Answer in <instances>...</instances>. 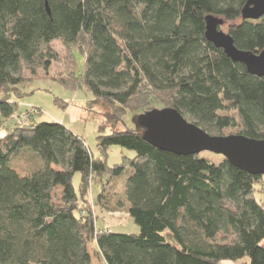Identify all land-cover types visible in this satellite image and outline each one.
Masks as SVG:
<instances>
[{
  "label": "trees",
  "instance_id": "16d2710c",
  "mask_svg": "<svg viewBox=\"0 0 264 264\" xmlns=\"http://www.w3.org/2000/svg\"><path fill=\"white\" fill-rule=\"evenodd\" d=\"M246 2L0 0V123L29 93L23 68L48 63L59 40L72 48L75 66L57 81L105 102L111 124H123L127 110L162 104L213 135L264 139V77L205 36L206 16H219L238 48L262 51L264 16L244 19ZM76 52L84 57L80 71ZM35 116L0 138V264H93L94 257L103 264H264V175L222 155L215 162L160 150L136 119L133 128L98 135L95 154L64 124ZM112 146L134 155L110 165ZM24 149L42 162L22 174L12 159ZM127 171V204L109 207L115 180ZM93 184L102 210L125 209L137 232L97 227ZM224 233L231 239L218 241Z\"/></svg>",
  "mask_w": 264,
  "mask_h": 264
},
{
  "label": "rangeland",
  "instance_id": "374dc122",
  "mask_svg": "<svg viewBox=\"0 0 264 264\" xmlns=\"http://www.w3.org/2000/svg\"><path fill=\"white\" fill-rule=\"evenodd\" d=\"M220 29L227 32L228 24L221 25ZM70 49L72 48L56 40L52 43L51 53L53 58L48 63H45V58L38 59L35 63L23 68L21 75L24 77L25 83L21 84V87L24 92L29 91V93L20 100V111L10 118L3 119L0 123V138L6 135L13 126L26 124L28 122L27 116L34 113L37 122L55 121L64 124L74 133L84 138L93 152L97 154L98 135L110 134L113 130L119 131L126 127L133 128L135 126L134 120L143 112L134 115L132 111L127 110L123 115V124H111L107 122V116L105 115V112L110 110L105 102L95 99L93 94L86 89L72 90L57 81L66 80L69 71L75 66ZM75 56L77 69L80 71L83 68L84 57L79 52H76ZM163 107L162 104L155 105V108L160 109ZM185 117L191 121L188 115H185ZM124 155L133 156L134 153L119 146H112L108 150V163L110 165L120 163L123 161ZM201 155L215 162H219L222 158V156L209 151H204ZM12 162L22 174H25L38 167L42 161L36 152L24 149L13 156ZM129 175L130 171H127L115 180L116 187L114 196L109 200V207H118L117 200L127 204L126 183ZM79 182L80 174H76L74 177L76 187ZM99 188L100 185L93 184L89 199L95 219H97V227L99 229L137 232L138 227L132 223L129 213L125 209L102 210L100 205L96 203V192ZM62 193V188H59L55 193L56 199L60 200ZM260 196L264 198V195L261 194ZM230 236L229 233H224L219 235L217 240H230ZM91 253L94 254L92 247ZM93 264L103 263L94 257Z\"/></svg>",
  "mask_w": 264,
  "mask_h": 264
},
{
  "label": "water",
  "instance_id": "95a60500",
  "mask_svg": "<svg viewBox=\"0 0 264 264\" xmlns=\"http://www.w3.org/2000/svg\"><path fill=\"white\" fill-rule=\"evenodd\" d=\"M47 10L51 13L47 4ZM244 19L264 16V0H247L242 9ZM206 39L236 62L243 63L250 74L264 77V49L250 51L238 48L233 36L220 29L224 19L207 15ZM136 124L152 146L178 155L209 151L225 157L232 165L253 175H264V139L242 134L213 135L189 121L173 107L153 108L139 114Z\"/></svg>",
  "mask_w": 264,
  "mask_h": 264
},
{
  "label": "crops",
  "instance_id": "0c3cea01",
  "mask_svg": "<svg viewBox=\"0 0 264 264\" xmlns=\"http://www.w3.org/2000/svg\"><path fill=\"white\" fill-rule=\"evenodd\" d=\"M231 263H233V262L226 261L224 264H231Z\"/></svg>",
  "mask_w": 264,
  "mask_h": 264
}]
</instances>
